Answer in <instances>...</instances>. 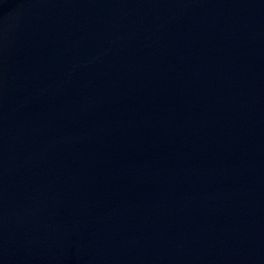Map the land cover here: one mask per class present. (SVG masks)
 Here are the masks:
<instances>
[{
	"label": "water",
	"instance_id": "1",
	"mask_svg": "<svg viewBox=\"0 0 264 264\" xmlns=\"http://www.w3.org/2000/svg\"><path fill=\"white\" fill-rule=\"evenodd\" d=\"M0 264H264V0H0Z\"/></svg>",
	"mask_w": 264,
	"mask_h": 264
}]
</instances>
